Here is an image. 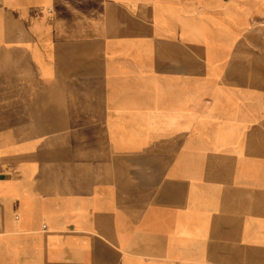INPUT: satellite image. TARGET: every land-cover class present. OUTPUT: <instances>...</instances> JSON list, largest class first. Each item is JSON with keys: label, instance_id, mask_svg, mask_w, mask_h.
Here are the masks:
<instances>
[{"label": "crops", "instance_id": "0c3cea01", "mask_svg": "<svg viewBox=\"0 0 264 264\" xmlns=\"http://www.w3.org/2000/svg\"><path fill=\"white\" fill-rule=\"evenodd\" d=\"M242 2L0 0V264H264L253 165L206 159Z\"/></svg>", "mask_w": 264, "mask_h": 264}, {"label": "rangeland", "instance_id": "374dc122", "mask_svg": "<svg viewBox=\"0 0 264 264\" xmlns=\"http://www.w3.org/2000/svg\"><path fill=\"white\" fill-rule=\"evenodd\" d=\"M238 11V36L232 41L231 54L223 57L221 66H231L233 71L223 72L221 86L217 88L222 98L228 97L222 101L237 112L235 120L222 121L227 123L225 126L237 130L231 142L235 148L228 152L207 153L206 159L251 163L255 177L254 197L264 202V195H260L264 192V2L243 0ZM238 251L242 254L241 249Z\"/></svg>", "mask_w": 264, "mask_h": 264}]
</instances>
